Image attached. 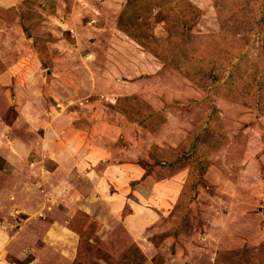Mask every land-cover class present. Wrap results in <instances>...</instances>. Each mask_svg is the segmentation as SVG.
<instances>
[{
	"label": "rangeland",
	"instance_id": "obj_1",
	"mask_svg": "<svg viewBox=\"0 0 264 264\" xmlns=\"http://www.w3.org/2000/svg\"><path fill=\"white\" fill-rule=\"evenodd\" d=\"M203 2L127 0L109 20L160 67L143 86L122 82L134 91L120 96L119 110L148 134L134 149L143 170L77 195L68 173L77 172L78 151L100 157L115 148L121 158L130 144L68 130L71 113L54 95L70 81L53 76L85 71L72 68L81 63L75 53L50 50L58 23L49 14L78 10L83 25L99 27L107 24L92 10L100 3L0 0V264H264V0H211L213 16ZM34 50L43 67L30 63ZM58 57L64 64L54 65ZM164 114L172 130L161 128ZM94 157L84 162L89 177ZM76 212L92 234L83 242L70 228L81 229Z\"/></svg>",
	"mask_w": 264,
	"mask_h": 264
},
{
	"label": "crops",
	"instance_id": "obj_2",
	"mask_svg": "<svg viewBox=\"0 0 264 264\" xmlns=\"http://www.w3.org/2000/svg\"><path fill=\"white\" fill-rule=\"evenodd\" d=\"M4 1H6L7 7L16 2V0ZM91 1L95 3L96 1H99L100 6L96 5L92 8V10L99 12V14L103 16L101 18L106 19L107 24L100 25L99 27L96 25H88L87 23V25H83V16H81V13L78 10H75L74 13L71 12L62 15L60 14L59 6L55 9L56 14H49L52 18V22L58 23L55 26L56 28L54 32V34H56V38L54 37V40L48 42L50 50L61 51L64 54L69 53L72 55L75 53L73 57H80L81 63H77L76 67L73 66L72 68L76 69V72H80L79 68L85 71L80 72L83 75H77V78H74V73L68 72V68H65V70L62 71H55V75L53 76L55 80H65L70 82H68L65 86L64 91L60 90L61 95H54V100H56L57 97L62 98L65 105L64 110L69 109V112L71 113L69 115L71 119L69 120L68 130L73 128V130L80 131V133L82 131L84 133V128H89L92 133H102L101 135L105 136V140L110 146L117 143H121L119 147L126 146L127 144H130V146L127 148V151L120 154L121 158L119 155H113L115 148H113L111 152L105 148L100 157H96L94 155V151L84 153L82 150L78 151L79 154L75 155V157L79 162L76 166L72 167V169H76L77 172L73 173V175L72 173H68V175L73 178L72 181L71 179L69 180L72 186L68 188L77 195H79L81 191H85V193L87 190L89 192H94L98 187L103 190H107L108 188L106 186L113 184L114 181L118 182V180L122 179L124 182H127L137 176L139 177L141 174L143 168L139 162H141L143 155L138 158L140 155H138V153L136 154L134 149L136 144L140 145L143 144L141 142L142 140L146 141L148 134L145 133V129L137 124V122L129 120L128 117L122 113V111L120 112L117 108V101L120 96L129 95L134 91L133 89L125 86L124 83L127 81L125 78L135 77L134 81L131 83L132 86H143L150 78L146 75L148 74L151 76L152 73H156L160 68L156 62V65H153L152 60H148L147 58L142 60L140 50H137L133 43L126 40H120L119 34L120 32H124L118 28L119 26L116 22L117 17H119L120 11L127 0ZM203 1V4L200 5L201 9L208 13V16H213L210 14L212 12L209 6L211 0ZM45 6L43 9L48 11L46 8L47 6ZM212 10H214V8ZM70 14H72V16ZM111 19L116 21L113 22V26L108 25L109 20ZM85 35L88 37H85ZM103 39H105V43H103V47H101L100 42H103ZM29 59H31L34 63H36V61L38 62V52L34 50ZM58 59L59 57L53 59L54 65L62 63H60L61 60ZM81 79L82 81H80ZM78 80L79 82H77ZM115 82L117 83L116 85ZM174 92L175 91L173 90H169L166 94L172 98L175 97L174 94L176 92H178V94H184L181 88L175 93ZM82 94H84V96H88L89 99H85L87 102H82L77 105L75 103V99L81 97ZM183 94L179 97H183ZM161 104H163V102H161ZM171 107V105L165 106L163 111L166 113L171 109ZM174 108L173 110L175 112L177 109ZM174 112L171 111L169 114ZM164 116L167 120L163 123V125H161V128L166 126V129L172 130L173 126L171 124L173 123L169 120L170 116L166 114H164ZM156 132L158 134L162 133L159 131ZM171 138H173V135H171ZM144 146L149 148L148 143H145ZM130 147H132L133 150H131ZM124 148L125 147L121 149L123 150ZM105 152L107 154H105ZM91 156H95L94 158L96 161L93 162L97 163V166L95 169H91L93 172L92 176L89 177L91 172H88L87 168L84 169L83 166L86 158L91 159ZM114 161H117V163H114ZM88 165L89 161L87 160L85 166ZM176 176L178 175H173L172 177ZM165 181L167 185L173 180L167 178ZM167 193H169L167 189L163 191V194ZM81 204H84L85 206L86 203L81 202ZM65 206L67 207L68 204L64 203V207ZM135 231H130V239H134L136 237L133 233Z\"/></svg>",
	"mask_w": 264,
	"mask_h": 264
},
{
	"label": "trees",
	"instance_id": "obj_3",
	"mask_svg": "<svg viewBox=\"0 0 264 264\" xmlns=\"http://www.w3.org/2000/svg\"><path fill=\"white\" fill-rule=\"evenodd\" d=\"M54 8H51V10H53ZM132 38L135 40V41H137V42H140V40H138L136 37H133L132 36ZM38 57H39V60H38V62L36 61V63L35 64H37V65H39L40 64V66L39 67H43V64L44 63H42L41 62V60H42V58H41V56H40V53H38ZM26 61L29 63V61L27 60V59H24L23 61H22V63H20V65H24V64H26ZM30 63L31 64H34V62L33 61H31L30 60ZM0 64H2V62H1V60H0ZM123 99H124V97H119L118 98V101H117V103H118V106H117V108L118 109H123V107H122V104H123ZM139 106V105H138ZM120 107V108H119ZM127 110H129V109H127ZM123 113V112H122ZM124 114V113H123ZM127 117H130V119H133L129 114H128V111L126 112V114H125ZM134 120V119H133ZM136 122V121H135ZM169 166V164L168 165H166V167H168ZM78 212H76L75 213V215L73 216V217H75V218H73L74 219V222L75 221H77V223H79V225H82L81 226V229L80 230H77V229H75L74 227H72V226H70V228L71 229H73V230H76V231H78L79 232V235H80V237H79V241H84L86 238L87 239H89V235H92L90 232L89 233H87V230H86V227H85V225H84V222L83 221H81V220H79L80 218H78ZM91 232H93V231H91ZM78 245H79V242H78ZM77 245V246H78ZM79 247V246H78ZM77 247V248H78ZM80 248H81V246H80ZM80 248L78 249V252H77V254H81V251H80ZM77 256V255H76ZM144 257V256H143Z\"/></svg>",
	"mask_w": 264,
	"mask_h": 264
}]
</instances>
